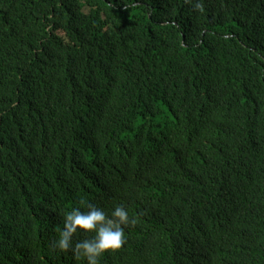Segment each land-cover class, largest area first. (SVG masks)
<instances>
[{"label": "trees", "instance_id": "1", "mask_svg": "<svg viewBox=\"0 0 264 264\" xmlns=\"http://www.w3.org/2000/svg\"><path fill=\"white\" fill-rule=\"evenodd\" d=\"M81 201L99 264H264V0H0V264H85Z\"/></svg>", "mask_w": 264, "mask_h": 264}, {"label": "clouds", "instance_id": "2", "mask_svg": "<svg viewBox=\"0 0 264 264\" xmlns=\"http://www.w3.org/2000/svg\"><path fill=\"white\" fill-rule=\"evenodd\" d=\"M134 223L128 209L121 205L105 211L95 203L81 201L79 207L64 212L63 225L53 247L60 252L71 251L74 259L85 264H99L105 253L121 248L126 240L125 229ZM80 232L91 235L74 242L73 238Z\"/></svg>", "mask_w": 264, "mask_h": 264}]
</instances>
